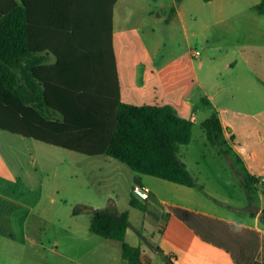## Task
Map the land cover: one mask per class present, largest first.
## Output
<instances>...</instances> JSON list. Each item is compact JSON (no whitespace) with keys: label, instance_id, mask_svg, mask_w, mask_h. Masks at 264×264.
<instances>
[{"label":"rangeland","instance_id":"rangeland-1","mask_svg":"<svg viewBox=\"0 0 264 264\" xmlns=\"http://www.w3.org/2000/svg\"><path fill=\"white\" fill-rule=\"evenodd\" d=\"M190 1L185 13L190 11L189 16L197 18L196 22L204 15L212 16L214 5ZM125 9L134 14L124 27L140 25L144 34L130 32L124 39L116 34L120 62L139 57L148 61L152 55L156 64L166 65L176 52L182 66L191 73L193 92L183 91L182 98L191 99L190 112L197 120L192 124L189 144L178 147V157L201 187L197 191L201 194V209L232 211L250 207L252 200L259 206V196L264 199V106L252 103L251 110L246 111L248 117L233 119L232 126L225 130L224 147L231 149V154L225 155L207 141L201 126L214 111L209 97L216 93L213 78H205L212 53L203 49L202 29L192 20L185 31L177 21L173 31L164 19L147 17L145 23H138L139 11H152L159 17L165 11L167 16L171 0H124L117 7L116 31L123 25L118 12ZM213 30L212 24L211 41ZM192 51H198L199 56L194 58ZM50 62L48 58L46 63ZM201 80L207 82L206 92L199 87ZM225 92L218 96L217 107L223 105ZM208 98L211 103L206 102ZM230 105L235 108L236 100ZM48 116L55 118L54 114ZM244 169L259 180L256 187L251 186V202L241 183L244 176L236 173L239 170L243 175ZM133 174L127 166L106 156L89 157L0 131V264H124L121 243L92 234L91 212L81 209L113 211L114 206L117 212L126 211ZM141 216L136 211L131 220L148 237L151 228L142 223ZM154 264L162 261L156 258Z\"/></svg>","mask_w":264,"mask_h":264},{"label":"trees","instance_id":"trees-1","mask_svg":"<svg viewBox=\"0 0 264 264\" xmlns=\"http://www.w3.org/2000/svg\"><path fill=\"white\" fill-rule=\"evenodd\" d=\"M116 1L0 0V131L89 157L104 155L136 174L196 187L178 157V147L191 140L192 122L168 105L120 100L112 46ZM255 9L264 14V0ZM50 56L52 64L46 63ZM201 126L207 141L229 156L217 114ZM236 173L244 176L251 202L257 179ZM135 200L130 204L142 209ZM113 208L81 210L91 212L92 234L120 242L126 264H142L140 249L125 242L127 212Z\"/></svg>","mask_w":264,"mask_h":264},{"label":"crops","instance_id":"crops-1","mask_svg":"<svg viewBox=\"0 0 264 264\" xmlns=\"http://www.w3.org/2000/svg\"><path fill=\"white\" fill-rule=\"evenodd\" d=\"M261 1L206 2L214 5L212 16L204 15L199 22H196L197 18L189 16L190 11L187 15L185 13L186 6L192 4L190 0H171V9L167 16L165 11H162V17L152 11L138 12V23H145L147 17L156 21L164 19L173 31L177 21L185 31L192 20L202 29L203 49L212 53L207 60L208 70L206 68L205 78L210 80L212 77L216 86L215 96L209 98H212L213 112L218 116L225 141V130L232 126L234 118L248 117L246 111L251 110L252 103L264 106V14L255 9ZM122 2L124 0H117L114 4L112 31L121 102L135 106L168 105L177 116L193 124L197 120L196 115L190 112L193 103L190 98H182L183 91L193 92V80L190 71L182 66L178 53H173L166 65L156 64L152 55L148 61L141 60V57L123 58L119 61L115 47L116 34L122 36V39L130 32L140 36L144 34V28L140 25L133 29L124 27L134 14L127 9L118 12L123 25L116 31L117 7ZM211 18L214 29L212 41L209 38ZM149 29L152 31V26ZM199 37L201 38V34ZM48 58L51 59L48 64H52L54 58ZM206 84L207 82L201 80L199 85L205 92ZM224 91L225 101L221 107H217L215 103L219 101L218 96ZM209 98L206 102L211 103ZM234 99L237 102L235 108L230 105V101ZM192 115L194 119L191 118ZM56 118L57 115L54 119ZM244 171L249 174L246 169ZM249 176L256 178L250 174ZM135 179L149 189V198L146 201L135 200L142 209L130 204ZM257 181L253 187L259 184L258 179ZM129 188V206L123 211L127 212L129 222L125 242L140 249L142 264H154L156 258H159L162 264H165V258L171 264H256L264 261L262 196H259V206L252 200L250 207L232 211H207L201 209V194L197 192L198 189L201 190L199 185L190 188L134 172ZM136 211L142 214V223L151 228V231H147L148 237H145L146 232L143 235L131 220V214H136Z\"/></svg>","mask_w":264,"mask_h":264},{"label":"built area","instance_id":"built-area-1","mask_svg":"<svg viewBox=\"0 0 264 264\" xmlns=\"http://www.w3.org/2000/svg\"><path fill=\"white\" fill-rule=\"evenodd\" d=\"M191 54L194 58L199 56L198 51H192ZM191 118L194 119V115H192ZM131 193L133 198L139 201H146L149 198V189L143 185H139V184L133 185L131 189Z\"/></svg>","mask_w":264,"mask_h":264}]
</instances>
